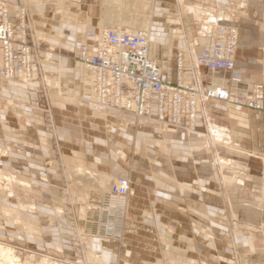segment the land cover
<instances>
[{
	"label": "crops",
	"instance_id": "crops-1",
	"mask_svg": "<svg viewBox=\"0 0 264 264\" xmlns=\"http://www.w3.org/2000/svg\"><path fill=\"white\" fill-rule=\"evenodd\" d=\"M7 1L11 21L17 28L24 7L28 20V24L25 21L27 40L36 44L38 50L35 52L34 82L25 84L0 77L1 128L4 130L0 146H8L11 142L50 141L40 123L45 109L39 106L37 96V79L43 75L49 80L47 89L60 148L66 153L82 154L103 163L111 174L126 173L130 179L127 198L132 206L137 199L149 201L148 205L144 204L145 201L141 203L143 207L139 210L136 209L139 207H131V214L125 218L126 230L121 240L104 245L96 241L88 251L89 259L97 264H228L229 250H226L222 235L224 201L230 190L240 192L246 179L243 172L241 175V170H237L238 164L232 160L235 157L229 156V151L231 154L236 151L238 158L235 148L252 146L244 141H260L257 111L202 93L193 128L169 126L160 131L162 137L158 139L138 131L139 135L145 136L146 143L157 141L162 145L170 141L176 149L161 151L163 154L158 156L157 169L147 162L143 167H137L135 172L131 163L134 158L133 126L111 120L106 112L118 110L103 107L89 99L84 89L87 72L76 53H71L83 42L98 41L99 35L90 32L105 26L106 3L103 4L102 0ZM144 1L137 4L138 11H135L150 16L147 22L151 35L156 32L161 35L158 41L150 38L149 55L166 70L169 78L175 80L176 77L174 49L199 52L204 39V23L214 18L238 30L235 70L241 80H231L228 70L204 69L206 72H202V68L197 67L194 75L199 88L204 92L210 87L224 86L233 92L253 95L257 85L264 82V0ZM117 24L113 21V26ZM37 32L46 39L39 41ZM117 124L121 127L119 130ZM256 143L254 148H250H261ZM36 153L47 159V173H52L55 165L51 158L52 150L48 147L38 151L35 148L11 149L12 156L21 160ZM108 154L114 158L110 155L106 159ZM119 157L125 160L124 164L116 163ZM167 158L173 159L170 162L172 168L168 171ZM148 159H151L149 155ZM232 167L233 171L230 170ZM27 169L29 173H37L32 170L35 169L32 165ZM184 173L190 178L183 177ZM134 174L138 176L135 178ZM215 174L221 175L222 181L214 179ZM142 175L152 183L145 181ZM167 178L173 181L168 182ZM0 195L4 197V211L28 215L30 237L31 227L37 229V224L31 226V223L32 220L35 222L38 214L53 217L48 202H32L28 205L31 210L25 212L22 210L25 204L20 198L12 204L1 190ZM136 204L139 206L140 202ZM51 230L55 231L57 242L58 230ZM255 238V233L237 236L250 248L247 256L244 255L245 261L264 264V248L256 247Z\"/></svg>",
	"mask_w": 264,
	"mask_h": 264
},
{
	"label": "rangeland",
	"instance_id": "rangeland-1",
	"mask_svg": "<svg viewBox=\"0 0 264 264\" xmlns=\"http://www.w3.org/2000/svg\"><path fill=\"white\" fill-rule=\"evenodd\" d=\"M118 1L102 0V3H113L114 5L120 4L124 6L125 1H129L131 2L132 11L134 12V9L138 6L136 4L139 3L141 5V1L142 3L145 2L144 0H120V3ZM122 7H118V9L124 11L125 7ZM136 11H138V9H136ZM125 12H127V9ZM21 13V18L23 17L28 24L24 7ZM139 17L140 20L147 25V29L149 30L150 24H148L147 20L150 19V16L143 12ZM154 18L156 19L157 17L154 16ZM213 22L217 21L213 18L205 21L203 38L205 26ZM102 28L105 27L101 26L98 29H93V32L90 33L101 35L100 29ZM37 34V39L39 41L46 39V37H43L40 33L37 32ZM150 37L158 41L161 35L157 32L152 35L150 33ZM99 38L100 37H98V40ZM204 44L205 41L203 39L202 46ZM237 48H239L238 44ZM75 51L76 48H74L71 53L74 55ZM197 53L198 52L192 53L185 48L174 49L175 80L181 68L188 76H190L189 73L196 74L195 70L197 69V65L195 64L194 58ZM200 67L202 68V72H204L206 68ZM162 69L164 70V68ZM164 71L166 72V70ZM188 76L185 75V78L187 79ZM45 78L48 85L49 80L47 77ZM48 103L49 104L46 105L42 104L40 101L39 106L45 109L40 123L50 141H43V143H41L42 141L39 143L11 142L8 146H0V190L4 195H7L8 200L12 204L17 198H20L25 204L22 207V210L25 212L31 210L28 205L32 202L50 203L51 205L48 207L53 211V217L46 214H38L35 222L32 220L31 223V226H35L34 223H36L37 229H32L31 227L32 236L30 237V233H28V223L30 224L28 215L24 212H22V214H15L12 210L4 211L2 206L4 197L0 195V244L8 248L12 254L17 255L21 264H97L89 259V249L93 247L96 241L104 245L108 242H117L121 240L126 230L125 218L127 214H131V207H139L136 208L139 210L143 207L141 203L145 201L144 204L148 205L149 201L146 198L142 201L137 199L134 201V206H132L127 198L125 217L123 219L120 235L117 237L99 236L100 233L103 232L105 219L111 216L113 212L108 207L104 198L108 197L107 194L110 190V186L116 179L121 176H126L129 179V176L124 172L111 174L107 172L108 169L105 168L106 166H104L103 163H97L82 154L73 155L64 152L60 148L61 144L56 139L59 132L56 127L54 114L50 107V98ZM106 113L109 115V118L116 121V123L131 124L134 128L132 146L134 158L131 160V163L134 165L135 172L137 167H143L147 162H149L153 168L157 169L158 156H161L163 152L174 151L176 149L170 141L162 145H159L157 141L154 144H149L146 143L144 135H139L138 131H144V133L152 134L155 139L162 137L160 131L169 127L159 123L154 117L143 119L127 112L112 110H108ZM258 119L260 120L259 126L257 127L260 134V141L257 142L258 145L253 140H246L244 142L245 144L249 143L252 145L250 147L253 148V145L256 143V146L261 148L253 149L249 146L235 148V150L238 151L237 154H239L238 158L236 151H234V154H231L230 152L232 151H229V156L235 157V159L232 160L238 164L237 170H241V175L244 174L246 179L245 185L240 189L241 191L233 192L230 190L228 198L224 201L222 217L224 229L222 235L224 236L226 250H229L228 264H248V262L245 261L244 255L247 256L249 253V245L237 239L238 235L255 233L256 247H260V250L264 248V239H262L264 236V130L260 117H258ZM118 124L117 130H119L120 127ZM3 131L4 130L1 128L0 92V137ZM42 147H48L52 150L51 158L55 166L52 173L49 174L46 170L48 161L43 156L41 157L39 153L24 160L13 157L11 154V149L14 148H35L36 151H38ZM110 147L111 146L107 147V149ZM110 155L111 154H108L106 159H109ZM148 155L151 159H148ZM111 157L114 158L112 155ZM166 160L169 162L166 169L168 171V168L169 170L172 168V163L170 162H172L173 159L167 158ZM116 161V163L124 164L125 160L119 157ZM106 163H108V161H106ZM31 165L35 168L32 170H36V174L29 173V169H27V171L25 170L27 166ZM230 170L233 171V167L230 168ZM247 173H251L252 175H248ZM136 174L132 176L136 178L138 176ZM253 174L255 176H253ZM183 177H186V179L190 178L189 174L186 173L183 174ZM143 178L148 183H152L146 176ZM214 179H220V181H222V176L215 174ZM166 181L172 182L173 180L167 178ZM45 184H47V187ZM137 202H140L139 206H137ZM167 209L168 208H166V210ZM173 209L175 210V208ZM33 212L34 214L36 213L35 208ZM51 228H56L58 230H56L58 236L57 242L54 239L55 231H52Z\"/></svg>",
	"mask_w": 264,
	"mask_h": 264
},
{
	"label": "built area",
	"instance_id": "built-area-1",
	"mask_svg": "<svg viewBox=\"0 0 264 264\" xmlns=\"http://www.w3.org/2000/svg\"><path fill=\"white\" fill-rule=\"evenodd\" d=\"M26 28L23 17L19 28L14 26L8 1L0 0V77L29 84L35 81L33 68L38 46L28 42ZM204 38L205 44L194 58L197 67L228 70L231 80L240 81L235 70L237 28L214 22L205 26ZM149 47V32L141 28L134 31L108 29L98 41L81 43L75 53L87 72L84 89L89 99L138 118L154 117L167 127L193 128L199 112V98L205 93L255 109L264 130V82L257 85L253 95L233 92L224 86L210 87L203 92L194 73L188 76L182 68L176 80L169 78L160 64L150 57ZM40 77L37 96L39 102L48 105L50 95L46 78ZM129 189L126 176L119 177L110 186L108 197L104 199L113 212L105 219L99 236L120 235Z\"/></svg>",
	"mask_w": 264,
	"mask_h": 264
},
{
	"label": "bare ground",
	"instance_id": "bare-ground-1",
	"mask_svg": "<svg viewBox=\"0 0 264 264\" xmlns=\"http://www.w3.org/2000/svg\"><path fill=\"white\" fill-rule=\"evenodd\" d=\"M121 3H122V1H121ZM124 4H125L124 6L120 5V4H119L120 6L114 5L113 3H106L104 5L105 6L104 11H105L106 17L105 18L103 17V18L105 20V26H104L105 28L100 29L101 35L103 34L104 31H106L108 29H113V28L125 29L127 31H134V30L138 29L139 27H141V29H146L149 32V30L147 29V25L143 21H141L140 17H139L143 13L136 12V11L133 12L131 2H129V1L128 2L125 1ZM122 6L125 7L124 11L122 9H118V7H122ZM126 9H127V12H129L128 14L125 13ZM113 21H114V23H115V21H117L116 23H118V24L116 26H113ZM213 23H209V24H213ZM136 27H138V28H136ZM101 35H99V37H101ZM150 38L151 37H150V32H149V39ZM205 40H206V38H204V41ZM214 88H216V87H214ZM0 264H21V263H20V259L17 255L12 254V252H10V250L8 248H6L2 244H0Z\"/></svg>",
	"mask_w": 264,
	"mask_h": 264
}]
</instances>
